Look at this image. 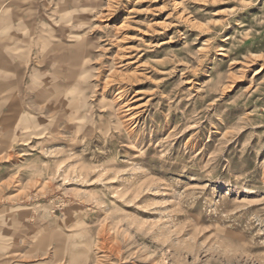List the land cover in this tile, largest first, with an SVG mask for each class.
<instances>
[{
	"label": "rangeland",
	"instance_id": "rangeland-1",
	"mask_svg": "<svg viewBox=\"0 0 264 264\" xmlns=\"http://www.w3.org/2000/svg\"><path fill=\"white\" fill-rule=\"evenodd\" d=\"M0 264H264V0H0Z\"/></svg>",
	"mask_w": 264,
	"mask_h": 264
},
{
	"label": "bare ground",
	"instance_id": "bare-ground-1",
	"mask_svg": "<svg viewBox=\"0 0 264 264\" xmlns=\"http://www.w3.org/2000/svg\"><path fill=\"white\" fill-rule=\"evenodd\" d=\"M11 55H12V54H11ZM11 55H10V56H11ZM39 57H40V56H39Z\"/></svg>",
	"mask_w": 264,
	"mask_h": 264
}]
</instances>
